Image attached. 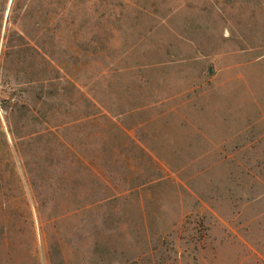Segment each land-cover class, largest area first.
I'll return each instance as SVG.
<instances>
[{
	"label": "rangeland",
	"instance_id": "obj_1",
	"mask_svg": "<svg viewBox=\"0 0 264 264\" xmlns=\"http://www.w3.org/2000/svg\"><path fill=\"white\" fill-rule=\"evenodd\" d=\"M194 2L216 0H0V264H264V182L234 202L208 182H74L58 137L71 78L184 53L195 18L217 30Z\"/></svg>",
	"mask_w": 264,
	"mask_h": 264
},
{
	"label": "crops",
	"instance_id": "obj_2",
	"mask_svg": "<svg viewBox=\"0 0 264 264\" xmlns=\"http://www.w3.org/2000/svg\"><path fill=\"white\" fill-rule=\"evenodd\" d=\"M186 7H210L218 29L195 18L184 53L71 78L75 116L56 129L74 182H208L232 202L240 182H264V0Z\"/></svg>",
	"mask_w": 264,
	"mask_h": 264
}]
</instances>
